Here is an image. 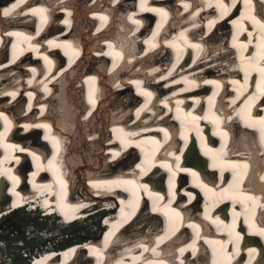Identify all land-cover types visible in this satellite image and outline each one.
I'll list each match as a JSON object with an SVG mask.
<instances>
[{
  "label": "bare ground",
  "instance_id": "1",
  "mask_svg": "<svg viewBox=\"0 0 264 264\" xmlns=\"http://www.w3.org/2000/svg\"><path fill=\"white\" fill-rule=\"evenodd\" d=\"M80 1H0V28H9L0 31V215L34 201L68 222L98 200L108 225L24 264H264V135L250 127L264 117V0H113L107 16L89 11L96 0ZM40 29L53 30L43 49ZM33 53L44 64L24 65ZM107 59L112 74H103ZM98 60L97 77L75 70ZM25 82L34 88L24 95ZM112 88L130 92L129 103L103 116ZM53 99L59 112L43 118ZM94 109L87 121L100 127L89 133L82 119ZM14 119L25 122L14 129ZM104 165L114 169L97 173ZM21 166L32 171L22 176Z\"/></svg>",
  "mask_w": 264,
  "mask_h": 264
},
{
  "label": "rangeland",
  "instance_id": "2",
  "mask_svg": "<svg viewBox=\"0 0 264 264\" xmlns=\"http://www.w3.org/2000/svg\"><path fill=\"white\" fill-rule=\"evenodd\" d=\"M232 33L233 31H231V34ZM98 63L100 64V60H98ZM98 63L95 64V67L98 65ZM129 94L130 92L118 91V90L115 91V93H112L109 96L110 101L108 100L107 102L103 103L104 106H106V108L104 111L101 112L102 115L106 116L108 113H113L114 109L116 110L117 107H119L120 105H122L123 109H126L125 105L129 103L128 101ZM76 95L78 96L79 99H81L83 96L82 92H80L79 90H77ZM103 104H101V107L103 106ZM62 116L63 115H61V117ZM95 120L96 122H92L93 124L91 122L86 124L85 125L86 128L84 127V130L87 131L88 129L89 133L91 132V128L97 130L98 126H100V120L99 118ZM36 139L37 138H34V142H36L35 141ZM134 156L135 154L133 155V157ZM126 157L127 155L125 156V158ZM134 158L132 157L128 158L129 160L127 159L126 161L127 164L133 163L134 165L135 164ZM126 162L124 163L126 164ZM125 164H122V167L126 166ZM100 169L102 170H98L97 173H102L106 171L111 173L112 169H114V166L104 165V167H101ZM96 204H99L97 207L98 210L95 211L92 210L90 213L83 214V216L90 215V217L87 218L85 221L79 222L80 221L79 220L71 225H66V226L63 225L61 222H57L55 220L54 215H52L51 217L48 216L41 217L43 215L37 214L38 212L36 211L29 212V210L26 211L24 209H18L14 213L8 216H4L0 220V264H22L27 260L29 254L26 252L27 249L26 251H20L19 245H21V243L14 242L16 237H19L22 234L26 236L28 242L26 245L29 246L28 248H31L32 246H36L37 249L35 248L34 251L50 249L54 246V244L60 242L66 243L68 241H73L76 239L86 240L87 238H96L100 231L99 228L101 227L100 221H102L103 215L106 214L105 213L101 215V213H103V210L106 211L105 210L106 204H104V202L99 203L98 200ZM146 215H149V213L145 212L143 214V217H145ZM133 228H139V227L138 225H135L133 226ZM22 242L25 243L24 241ZM19 252L21 253L22 256H19Z\"/></svg>",
  "mask_w": 264,
  "mask_h": 264
},
{
  "label": "trees",
  "instance_id": "3",
  "mask_svg": "<svg viewBox=\"0 0 264 264\" xmlns=\"http://www.w3.org/2000/svg\"><path fill=\"white\" fill-rule=\"evenodd\" d=\"M84 239H76V240H73V241H68V242H66V243H56V244H54V246H53V248L54 249H58V248H62V247H66V246H68V245H70V244H72V243H75V242H81V241H83ZM22 241H24L25 243H23ZM14 242H20L21 243V245H19V249H20V251H26V249H27V253H29V254H31V253H34V252H37V251H34V249L36 248V246H32L31 248H28L29 246L28 245H26L28 242H27V239H26V236L24 235V234H22L21 236H19V237H16V239L14 240ZM22 246H23V248H22ZM37 249V248H36ZM19 256H22L21 255V253L19 252ZM25 258V257H24Z\"/></svg>",
  "mask_w": 264,
  "mask_h": 264
},
{
  "label": "snow or ice",
  "instance_id": "4",
  "mask_svg": "<svg viewBox=\"0 0 264 264\" xmlns=\"http://www.w3.org/2000/svg\"><path fill=\"white\" fill-rule=\"evenodd\" d=\"M220 3L222 4V0H220ZM9 12H10V10L9 9H6L4 11V15L5 16L9 15ZM262 27H264V25H262ZM259 70H260V72L264 73V68H260ZM257 124L260 126L261 134L264 135V117H262L259 121L253 122V124L250 125V127H256Z\"/></svg>",
  "mask_w": 264,
  "mask_h": 264
},
{
  "label": "clouds",
  "instance_id": "5",
  "mask_svg": "<svg viewBox=\"0 0 264 264\" xmlns=\"http://www.w3.org/2000/svg\"><path fill=\"white\" fill-rule=\"evenodd\" d=\"M13 213H14V212H13ZM11 214H12V213H11ZM3 217H4V216H3ZM3 217H2V218H3ZM41 217H42V216H41ZM2 218H0V220H1ZM72 224H73V223H72ZM68 225H71V224H68ZM22 248H23V246H22ZM62 248H64V247H62ZM40 252H41V251H40ZM40 252H37V253H40ZM37 253H35V254H37ZM35 254H34V255H35ZM30 259H31V258H30ZM30 259H28V260H27V261H25V262H27V263H28ZM25 262H24V263H25ZM24 263H22V264H24Z\"/></svg>",
  "mask_w": 264,
  "mask_h": 264
}]
</instances>
